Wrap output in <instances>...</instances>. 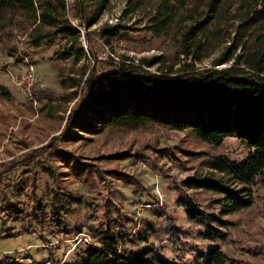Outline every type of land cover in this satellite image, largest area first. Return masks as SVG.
<instances>
[{
  "label": "trees",
  "instance_id": "obj_1",
  "mask_svg": "<svg viewBox=\"0 0 264 264\" xmlns=\"http://www.w3.org/2000/svg\"><path fill=\"white\" fill-rule=\"evenodd\" d=\"M110 3L74 0L73 12L90 26L100 20ZM135 13L142 15L148 31L171 36L177 61L168 63L162 54L143 58L148 65L159 63L155 72L139 68L125 56L115 62V72L88 75L85 91L68 116L63 134L67 139H80L85 133L106 127L155 124L184 131L213 146L221 145L229 136L236 137L249 154L236 160L225 153L205 151L206 167L182 179L176 200L187 217L201 226L202 237L222 240L234 224L228 215L252 205L255 184L264 175V0H129L124 15ZM14 29L29 31L27 41L31 46L57 44L56 58L70 60L73 66L88 57V49L68 17L66 0H0V42L14 35ZM134 29L120 22L106 23L96 32L105 44L112 45L116 37ZM205 59L210 64H199ZM87 69L83 63L72 72L83 75ZM80 79L71 76L68 83L65 78L62 83L76 87ZM34 92L39 101L52 99L55 93L40 87ZM76 95L77 90L70 93L71 98ZM10 96L0 81V99ZM57 150L73 176L93 184L91 168L74 161L69 152L61 154L59 147ZM47 169L53 173L51 166ZM54 175L57 187H50L47 197L37 193V171L21 182L31 187V214L40 230L48 228L51 218L57 229L70 233L65 217L81 198L60 183V175ZM202 193L209 195L207 202L200 197ZM4 212L16 218L26 216L25 209L12 201ZM98 223L89 224L88 231L99 244L86 242L74 264H146L149 253L157 264H240L220 244L198 253L191 263L154 254L151 248L138 252L124 249L122 239L129 234L116 231L120 222L108 217ZM0 264L45 263L10 259Z\"/></svg>",
  "mask_w": 264,
  "mask_h": 264
},
{
  "label": "rangeland",
  "instance_id": "obj_2",
  "mask_svg": "<svg viewBox=\"0 0 264 264\" xmlns=\"http://www.w3.org/2000/svg\"><path fill=\"white\" fill-rule=\"evenodd\" d=\"M128 1L111 0L100 20L86 26L82 40L80 34L82 44L88 49V57L83 61L88 69L83 75L77 70L72 72L82 62L73 66L70 60L56 58L57 44L31 46L27 41L29 31L14 29V35L0 42V81L11 93L8 100L0 99V252L24 263L37 258L49 264H74L86 242L99 244L89 233L88 225L113 217L120 222L116 231L129 234L122 239L124 249L138 252L151 248L154 254L191 263L198 253L220 244L240 264H264V175L255 184L252 205L228 215L234 224L222 240L202 237L201 226L191 221L176 201L182 179L206 167L205 151L225 153L236 160L249 154L236 137L229 136L221 145L213 146L184 131L155 124L138 128L106 127L85 133L80 139L64 136L68 116L79 105L88 75L115 72L118 69L115 62L125 56L155 72L159 63L148 65L143 58L162 54L168 63L177 61L170 35L158 36L145 29L139 13L124 15ZM73 4L74 0H66L69 19L76 18ZM112 16L120 17L113 24L120 22L136 29L116 37L110 45L104 43L96 30L110 24ZM117 56L119 59L114 58ZM199 64L210 62L205 59ZM30 67L35 72L31 85L21 82ZM71 76L76 80L81 78L76 87L62 83L64 78L68 83ZM39 87L55 92L53 98L39 101L34 92ZM74 90L77 95L71 98ZM57 147L61 154L69 152L74 161L92 169V185L71 174ZM35 171L36 189L41 197H47L50 187H57L55 173L57 177L60 175L63 186L81 198L65 217L70 233L57 229L51 218L48 228L41 231L33 219L31 187L21 181ZM121 174L125 175L124 179L118 178ZM200 197L207 202L209 195L202 193ZM11 201L25 209L24 218L5 214L4 207ZM23 238L28 240L27 244L4 250L7 242ZM152 256L149 253L146 264H157Z\"/></svg>",
  "mask_w": 264,
  "mask_h": 264
},
{
  "label": "built area",
  "instance_id": "obj_3",
  "mask_svg": "<svg viewBox=\"0 0 264 264\" xmlns=\"http://www.w3.org/2000/svg\"><path fill=\"white\" fill-rule=\"evenodd\" d=\"M75 17L76 18H74V19H71L70 18V21L78 29V31H80L81 40H82L85 37L87 24H86V22H85V20L83 19L82 16H76L75 15ZM119 18H120L119 16H112V17H110V20H109L110 21V24H113L114 22H117L119 20ZM83 41H85V40H83ZM85 48L87 49L86 46H85ZM114 58L115 59H119L118 56L117 57H114ZM132 63L136 64L134 61H132ZM136 65L141 66L139 64H136ZM141 67H142V69H146V68H143L144 65H142ZM34 77H35L34 68L33 67H30L27 70V72L22 76L21 82L22 83H25L26 82L27 84L31 85L33 83ZM9 260L10 259L7 256H5L2 252H0V263L5 262V261H9ZM43 263L49 264V262H43ZM59 264H64V262H61Z\"/></svg>",
  "mask_w": 264,
  "mask_h": 264
},
{
  "label": "crops",
  "instance_id": "obj_4",
  "mask_svg": "<svg viewBox=\"0 0 264 264\" xmlns=\"http://www.w3.org/2000/svg\"><path fill=\"white\" fill-rule=\"evenodd\" d=\"M7 243L8 244H5L4 250H7V249L13 250L17 246L27 244L28 243V240L26 238H23V239H21V240H19L17 242L15 241V242H7ZM8 246H9V248H8ZM6 247H7V249H6ZM36 261H39V260H37V258H36Z\"/></svg>",
  "mask_w": 264,
  "mask_h": 264
}]
</instances>
